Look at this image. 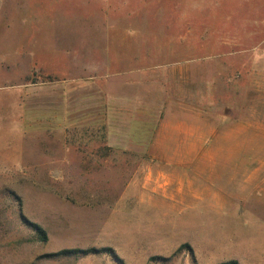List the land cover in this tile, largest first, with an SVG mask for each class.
<instances>
[{
  "label": "rangeland",
  "instance_id": "1",
  "mask_svg": "<svg viewBox=\"0 0 264 264\" xmlns=\"http://www.w3.org/2000/svg\"><path fill=\"white\" fill-rule=\"evenodd\" d=\"M232 261L264 264V0H0V264Z\"/></svg>",
  "mask_w": 264,
  "mask_h": 264
},
{
  "label": "trees",
  "instance_id": "2",
  "mask_svg": "<svg viewBox=\"0 0 264 264\" xmlns=\"http://www.w3.org/2000/svg\"><path fill=\"white\" fill-rule=\"evenodd\" d=\"M27 224L29 226H31V228H33L34 231H36V233H37V235H38V237H39V239L41 241L46 242L48 240L47 233L41 226H39L38 224H35V223H31L29 221H27ZM82 252L83 251H81V250L74 249V250H63L59 254H62V255H65V254H80ZM226 264H237V262L232 261V262H229V263H226Z\"/></svg>",
  "mask_w": 264,
  "mask_h": 264
}]
</instances>
